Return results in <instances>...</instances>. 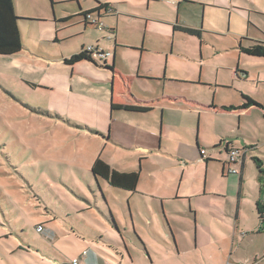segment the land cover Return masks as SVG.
I'll use <instances>...</instances> for the list:
<instances>
[{
  "label": "rangeland",
  "instance_id": "rangeland-1",
  "mask_svg": "<svg viewBox=\"0 0 264 264\" xmlns=\"http://www.w3.org/2000/svg\"><path fill=\"white\" fill-rule=\"evenodd\" d=\"M70 1L53 0L52 6L50 0H13L16 14L26 18L20 24L25 48L14 56L0 55V252L17 249L10 258L0 254L3 264H28L18 246L41 253L45 251L43 238L52 240L64 259L72 260L77 248L70 242L77 236L64 238L65 222H75L79 211L78 216L100 230L107 224L94 206L90 210L80 206L86 197L94 204L95 194L104 203L107 198L117 222L124 210L129 208L135 214L139 210L142 215L134 214V221L143 235L152 232L149 210L158 220L156 195L172 197L165 201L166 211L183 210L193 223L183 205L189 201L175 199V194L179 188L180 194L203 191L204 182L207 190L211 184L224 190L222 163L226 162L224 147L230 141L247 152L244 191L256 204V160L264 167V58L240 52L239 41L224 34V15L223 21L219 19L222 11L206 8L199 26L194 27L202 30L199 36L174 31L170 25L178 19L181 0L176 5L171 0H81L84 10L96 6V1L113 4L114 12L101 22L114 28L113 37L126 43L121 49L123 70L140 71L137 84L146 98H159L163 92L174 98L154 102L146 115L149 121L141 124L117 122L110 114L109 118L100 116V85L90 79L80 81L77 69L64 63L82 44L87 47L92 41H101L105 50L113 47V40H103L107 30L88 26L81 34L77 32L78 18ZM183 15L188 22L194 21L186 10ZM54 25L58 31L50 37ZM140 46L145 47L143 52ZM111 61L108 58V64ZM237 66L246 75H237ZM242 94L250 96L254 104L245 108ZM163 124L183 129L164 131L162 152L143 158L135 150L140 142L137 129L155 133L159 128L160 133ZM196 140L203 149V160ZM98 156L119 171L140 172L138 187L147 196L134 194L130 200L124 199L107 181H97L91 167ZM240 165H236L239 171ZM262 180L264 186V177ZM238 196L239 189L231 198L236 202ZM183 217L181 213L175 216L178 226H183ZM39 224L45 228L43 232L37 230ZM103 233L109 242L110 236ZM90 241L87 251L98 253L101 240ZM130 248L137 254L135 246ZM144 256L148 258L146 252Z\"/></svg>",
  "mask_w": 264,
  "mask_h": 264
},
{
  "label": "crops",
  "instance_id": "crops-1",
  "mask_svg": "<svg viewBox=\"0 0 264 264\" xmlns=\"http://www.w3.org/2000/svg\"><path fill=\"white\" fill-rule=\"evenodd\" d=\"M50 1L53 6V0ZM171 1L176 5V0ZM70 2L75 6L73 14L78 18L76 22V25L79 26L78 33L81 34V32H84L88 26H93V28L99 29L97 26L88 23L85 20L84 15H82V12L95 8L98 5L97 1V5L91 9L89 8V10H84L82 8L81 0H71ZM101 3H107L111 9L115 10L112 3L108 1ZM207 7L222 11L223 14L219 16V19L223 21L222 19L224 15V21L226 24L224 34L231 35L236 41H239V50L240 46H249L256 41L264 43V0H181L178 9V19L174 24L170 23V25H173L174 31H183L182 27L202 31L201 29L194 27L199 26V18L201 19L203 12L206 14ZM113 10L112 12L103 10L101 13H99V11L93 13L97 15V18L101 22V19L112 14L114 12ZM183 10H186V13H191L194 21L190 20V22H188L186 16L183 15ZM24 20H26V18H22L19 21V29L21 22ZM209 20H212V16ZM175 26H177V28H175ZM50 30V37L58 31L56 25H54L53 28H50ZM101 30H107L109 33L108 37L103 40H113L112 49L106 48L105 50L101 46V41H92V44L89 45H96L105 51L111 52V64H108V59L103 65L101 62H98L97 59H94V61L83 60L80 61L81 63L78 65H75L78 62L75 64H68L65 62V59L80 52L82 48L85 47V44H82L80 48L78 47L71 52L69 56L64 59V63L71 66L73 71H76L77 69L76 72L80 81L90 79L100 85L97 89L100 102L98 113L100 116L109 118L110 114V119L117 122L133 120L137 123L143 124L149 121V119L146 118V115L153 110L152 105L154 102L165 99L168 101H174V98L166 92H163V95L159 98H153L151 100L146 98L142 93L144 91L137 84V80L141 79L139 76L140 71L134 69V71L127 69L125 71L122 68L125 60L121 54V49L127 47L126 43L118 41L116 35L113 37L116 30L111 26L110 28L103 26V29ZM132 45L136 47L138 46L135 44ZM24 48L25 46L23 43L22 50ZM144 48V46H140L142 52L144 51ZM159 49L166 51L167 48L164 49L163 46H161ZM20 52L11 56L17 55ZM240 52L243 53L241 50ZM238 67L239 66L235 69L236 74L243 73L246 75V72L239 70ZM135 88H138V90ZM112 103L145 106L150 107V110L144 112L127 111L123 109L112 110ZM105 104L106 110L104 108ZM108 104H110V111H108ZM111 127H113V123L111 124ZM179 128L181 129L182 127L172 124H169L168 127H166L163 124V128L160 127V133L159 128L155 129V133H150L141 128L137 129L136 136L140 142L135 146V150H137L139 154L141 153L143 158H145V155H150L152 153L158 155L159 152H162V145H160V142L162 143V140L165 139L164 131ZM157 132L161 134V140L159 137L158 144L155 140ZM221 142H223V140ZM230 142L231 148H239V146H236L233 141ZM196 144L201 154L200 159L203 160V149L199 147L197 140ZM219 146L220 145L217 147ZM224 148L225 154L223 156L227 160L228 152L226 151V145ZM246 156L247 152L245 150L242 163H240L241 171L239 175L236 174L233 176L228 173L229 167L238 169L236 165H238L239 162L230 165L226 164V162L222 163L221 177L222 180H225V184H223L224 190L222 191L214 188L213 184H211L210 190H207L206 182H204L203 191L200 190L194 194H180V188L177 190L174 198L189 201V204L184 203L183 205L185 211L188 209L189 215H191L193 219V223H190L188 219L190 217L182 212L183 210L180 212L173 211L172 214H169L166 211L165 201L170 200L172 197L153 196L157 201V205L159 204V212L157 211V220L153 210H149L152 230V232L149 231V235H143L139 228L136 227L134 221L135 213H133V211L130 212L129 208L128 210H124L123 213L118 214V216H120L118 217L120 222H117L115 214L110 209L107 198L104 203L102 198L95 194V203L93 204L91 199L86 197V203L84 205L81 204L80 206L86 210L93 209L94 206L97 209V212L106 219L107 224H105L104 230H100L92 223L78 216L77 214L79 211H77L75 215V222L70 224L69 222H65L63 229L64 238L72 239L74 235L77 236L76 239H72L70 242L77 248L72 256V260L78 258V264H252L256 260H261L260 263L264 264V214L261 216L258 211V205H260L264 211V186L262 180L264 177V167L261 161L256 160L259 171L257 175L259 179V190H257V194L254 196L256 198V204H254L250 198H247V191L246 193L244 191V173L247 165ZM210 161L211 159H208L206 163L209 165ZM108 164L113 168L110 163ZM96 180L98 181V179ZM237 189H239V196L235 202L231 197L236 195ZM116 190L121 192L120 194H123L124 199L129 200L134 194L147 196L140 192L141 189L138 186L134 192H127L119 189ZM246 206L247 208H245ZM179 213L184 216L183 226H178L179 221L175 218ZM135 215L140 216L142 214L137 210ZM123 218L124 221L122 220ZM44 230L45 228L39 232H43ZM104 231L110 236L109 242L104 240ZM91 238L101 240L100 247H96L98 253L93 251L90 252L86 249L87 244L91 243ZM43 242L45 245V251L41 253V250L34 251V249L28 248L25 251L23 246H18L20 250L26 254L24 256L28 264H37L39 262L41 264H72V260L69 261L68 259H64V253L58 251V248L52 240L43 238ZM125 245H127V248ZM131 246L136 247L137 254L133 255L132 252L134 249H131ZM146 246L151 257L149 256ZM84 251H86L85 255H83ZM16 252L17 249L15 248H7L1 250L0 254L5 258H10L15 255ZM145 252L147 253L148 258L144 256ZM1 256L0 264H3ZM52 256L55 258H52ZM33 257L37 258L39 261H34ZM148 259L150 261H148ZM14 264L17 263L14 261ZM18 264L20 263L18 262Z\"/></svg>",
  "mask_w": 264,
  "mask_h": 264
},
{
  "label": "trees",
  "instance_id": "trees-1",
  "mask_svg": "<svg viewBox=\"0 0 264 264\" xmlns=\"http://www.w3.org/2000/svg\"><path fill=\"white\" fill-rule=\"evenodd\" d=\"M98 5L92 10L82 12V15H86L90 12L100 11L102 9H108L109 5L107 3L103 4L101 2H97ZM20 18L14 9L13 0H0V55H13L20 52L23 48L22 36L19 29V21ZM177 28V26H175ZM182 30L192 34L199 35V30L182 27ZM82 50L78 53L73 54L70 58L65 59V62L68 64H75L77 62L83 60H91L94 61V58L87 51ZM240 50L250 56L255 57H264V43L263 42H253L249 46H240ZM242 98L244 100V107L247 108L254 104L253 99L245 94H242ZM112 110L123 109L127 111H136V112H144L150 110V107L145 106H135V105H122L112 103ZM231 142H227L226 151L230 150ZM92 175L96 179H103L107 181V183L119 190H124L127 192H134L137 189L139 180H140V172L132 171V172H121L114 168H112L107 162L98 157L91 169ZM258 211L261 216H263L264 211L262 207L258 205Z\"/></svg>",
  "mask_w": 264,
  "mask_h": 264
},
{
  "label": "built area",
  "instance_id": "built-area-1",
  "mask_svg": "<svg viewBox=\"0 0 264 264\" xmlns=\"http://www.w3.org/2000/svg\"><path fill=\"white\" fill-rule=\"evenodd\" d=\"M107 11V12H112L113 9H111L110 7L108 9H102L99 11V13H101V11ZM95 13L90 12L87 13L86 15H84L85 20L92 24L97 26L99 29H103V24L102 22L99 21V19L94 15ZM84 51H87L91 54V56L93 55L94 57H97L99 60L106 62L108 57L112 56L111 52L105 51L101 48H99L96 45H89L87 47H84L83 49ZM245 155V151L240 150L239 148L233 147L230 148V150L228 151V158L226 160V164L230 165V164H235V163H242V159ZM228 173L229 174H240L239 169H235V168H230L228 169ZM43 229L42 225H38L37 226V230L41 231ZM86 254V251L83 252V255ZM79 259L75 258L73 259L71 262L72 264H78ZM261 260H256L254 263L252 264H261L260 263Z\"/></svg>",
  "mask_w": 264,
  "mask_h": 264
},
{
  "label": "flooded vegetation",
  "instance_id": "flooded-vegetation-1",
  "mask_svg": "<svg viewBox=\"0 0 264 264\" xmlns=\"http://www.w3.org/2000/svg\"><path fill=\"white\" fill-rule=\"evenodd\" d=\"M92 57H93L94 59H98L97 57H94L93 55H92Z\"/></svg>",
  "mask_w": 264,
  "mask_h": 264
},
{
  "label": "water",
  "instance_id": "water-1",
  "mask_svg": "<svg viewBox=\"0 0 264 264\" xmlns=\"http://www.w3.org/2000/svg\"><path fill=\"white\" fill-rule=\"evenodd\" d=\"M126 246V248H127V245H125Z\"/></svg>",
  "mask_w": 264,
  "mask_h": 264
}]
</instances>
